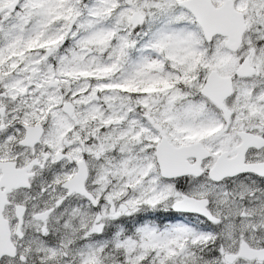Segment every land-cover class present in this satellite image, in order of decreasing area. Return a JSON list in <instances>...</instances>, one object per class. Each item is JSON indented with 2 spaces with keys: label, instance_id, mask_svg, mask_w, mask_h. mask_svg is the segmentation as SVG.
I'll list each match as a JSON object with an SVG mask.
<instances>
[{
  "label": "snow or ice",
  "instance_id": "1",
  "mask_svg": "<svg viewBox=\"0 0 264 264\" xmlns=\"http://www.w3.org/2000/svg\"><path fill=\"white\" fill-rule=\"evenodd\" d=\"M0 264H264V0H0Z\"/></svg>",
  "mask_w": 264,
  "mask_h": 264
}]
</instances>
